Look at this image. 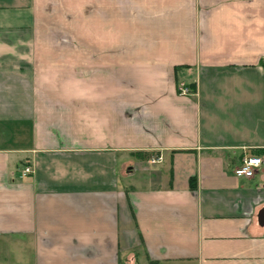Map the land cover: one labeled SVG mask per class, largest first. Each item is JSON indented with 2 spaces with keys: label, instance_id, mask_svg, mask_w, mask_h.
Listing matches in <instances>:
<instances>
[{
  "label": "crops",
  "instance_id": "obj_1",
  "mask_svg": "<svg viewBox=\"0 0 264 264\" xmlns=\"http://www.w3.org/2000/svg\"><path fill=\"white\" fill-rule=\"evenodd\" d=\"M263 59L264 0H0V264H264Z\"/></svg>",
  "mask_w": 264,
  "mask_h": 264
},
{
  "label": "built area",
  "instance_id": "obj_2",
  "mask_svg": "<svg viewBox=\"0 0 264 264\" xmlns=\"http://www.w3.org/2000/svg\"><path fill=\"white\" fill-rule=\"evenodd\" d=\"M177 89L181 95H187L190 93L186 86L182 83L179 84ZM262 167H264V155L245 157L242 159L240 165L235 169L234 174L236 176L251 178L254 176L256 171ZM30 172L31 169L25 168L23 175L29 174Z\"/></svg>",
  "mask_w": 264,
  "mask_h": 264
},
{
  "label": "rangeland",
  "instance_id": "obj_3",
  "mask_svg": "<svg viewBox=\"0 0 264 264\" xmlns=\"http://www.w3.org/2000/svg\"><path fill=\"white\" fill-rule=\"evenodd\" d=\"M35 58V57H34ZM68 58V59H67ZM66 59H67V63L68 64H70L71 63V57H67ZM36 59H37V61H38V64H37V66H36V68L39 70H42V69H45V68H48L47 67V65H48V62L46 61V59H45V57H36ZM54 59H56V60H59V59H57L56 57H54ZM61 59H63V58H61ZM41 72V71H40ZM39 72V73H40ZM9 249L7 248V246H5V245H1V247H0V258H1V260H3L4 262H7L6 261V258L7 257H14V255H10V253H9V251H8ZM9 259V258H8ZM9 262V261H8Z\"/></svg>",
  "mask_w": 264,
  "mask_h": 264
},
{
  "label": "trees",
  "instance_id": "obj_4",
  "mask_svg": "<svg viewBox=\"0 0 264 264\" xmlns=\"http://www.w3.org/2000/svg\"><path fill=\"white\" fill-rule=\"evenodd\" d=\"M259 64H260V66L264 70V59L263 60H260V63ZM189 88H190V91L191 92H194V86H193V84H190L189 85ZM189 185H190L191 188H195V178L194 177L193 178H190Z\"/></svg>",
  "mask_w": 264,
  "mask_h": 264
}]
</instances>
